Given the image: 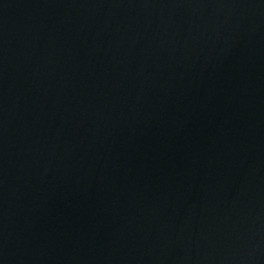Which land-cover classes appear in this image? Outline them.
<instances>
[{
  "label": "water",
  "instance_id": "1",
  "mask_svg": "<svg viewBox=\"0 0 264 264\" xmlns=\"http://www.w3.org/2000/svg\"><path fill=\"white\" fill-rule=\"evenodd\" d=\"M0 264H264V0H0Z\"/></svg>",
  "mask_w": 264,
  "mask_h": 264
}]
</instances>
